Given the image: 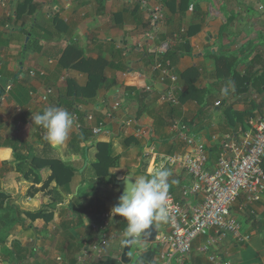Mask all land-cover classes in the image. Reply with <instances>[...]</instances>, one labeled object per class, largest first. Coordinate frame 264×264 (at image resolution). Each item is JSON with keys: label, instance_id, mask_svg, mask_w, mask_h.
<instances>
[{"label": "crops", "instance_id": "1", "mask_svg": "<svg viewBox=\"0 0 264 264\" xmlns=\"http://www.w3.org/2000/svg\"><path fill=\"white\" fill-rule=\"evenodd\" d=\"M162 7L163 21L158 31H153L146 11L123 0H6L0 5V92L12 84L11 92L0 96V162L12 158L11 149L4 145L6 138L12 137V132L18 134L15 128L33 130L32 116L50 106L69 112L81 108L106 120L107 109L119 100L116 117L129 118L143 130L141 137L133 128L120 132L129 152L151 141L154 149H159L164 142L174 145L195 136L205 144L211 160L217 159L226 135L245 131L264 117V0H162ZM28 43H32L30 47ZM163 44L169 68L177 78L173 86L160 82L153 67ZM228 81L235 91L223 96L220 90ZM46 90L52 93L43 102ZM164 96L173 97L176 103L162 101ZM169 125L183 130L172 135ZM39 131L41 141L47 142L45 130ZM75 132L72 128L61 145L63 150L47 142L63 163L78 160L79 153L71 155L66 150ZM19 140H30L32 149L41 147L30 136ZM117 155L123 165L125 161L134 164L130 155L127 160ZM171 173L169 191L183 196L186 175ZM2 186L7 193L20 195L21 200L12 203L18 208L21 205L23 211L57 205L55 196L47 192L56 189L53 182L48 187L26 181H14L10 188ZM77 194L76 188L67 195L71 201ZM186 197L191 204L200 199L197 195ZM98 198H80L79 214L64 215L52 228L53 210L48 223L37 219L18 226L21 233L7 242L8 253L0 257V264H79L81 251L99 240L92 226L116 205L107 207L96 221ZM259 203L258 208L249 206L254 210V223L243 228L250 233L247 242L222 239L213 248L215 259L210 260L199 251L205 241L200 236L181 264H264V198ZM66 221L71 224L70 234ZM167 230L161 225L155 242L142 248L132 245L129 264H159L161 248L156 241ZM108 233L111 240L100 254L92 253L82 264H122L124 231L116 228V217ZM13 243L25 250L21 262L12 256ZM74 248L77 251L72 253Z\"/></svg>", "mask_w": 264, "mask_h": 264}, {"label": "built area", "instance_id": "2", "mask_svg": "<svg viewBox=\"0 0 264 264\" xmlns=\"http://www.w3.org/2000/svg\"><path fill=\"white\" fill-rule=\"evenodd\" d=\"M6 0H0L3 5ZM127 4L137 6L146 11L149 25L153 31H158V26L163 21L162 0H123ZM167 46L159 47L158 57L154 62V70L158 72L159 81H167L173 86L177 78L172 74L169 64L164 60ZM29 75H34L30 72ZM12 84L6 86L1 92H11ZM51 90H46L41 100L45 102L51 95ZM162 101L176 103L173 97H162ZM120 109L119 100H114L105 113L106 119H113ZM72 112L74 118L73 129L80 131L88 129L92 136L106 133L104 123H97L93 113H85L81 108ZM122 132L132 129L141 137L143 130L133 124L129 118H120ZM185 148L173 155L157 153L153 146L143 153L147 160L146 174L150 177L161 166L171 171L183 172L190 178L189 190L184 188L183 196H199L200 199L193 206L185 205L178 201L169 192V222L164 224L167 233L158 238L156 243L161 248L158 258L159 264H181L189 254L194 241L202 236L205 241L199 246V251L210 260L215 256L213 248L222 239L229 238L237 244H243L250 239L237 218L232 214V208L242 199L243 206L255 205L264 198V117L257 118L253 125L245 131L231 132L219 144L218 156L215 164L211 163L210 152L205 144L195 136L184 139ZM112 209V208H111ZM111 209L101 214L100 221L92 228L99 236L97 243L84 248L78 256L79 264L93 254H100L101 248L111 240V221L116 217ZM213 233V235H211ZM60 261V258H57Z\"/></svg>", "mask_w": 264, "mask_h": 264}, {"label": "rangeland", "instance_id": "3", "mask_svg": "<svg viewBox=\"0 0 264 264\" xmlns=\"http://www.w3.org/2000/svg\"><path fill=\"white\" fill-rule=\"evenodd\" d=\"M45 93V92H44ZM73 111V110H72ZM72 111H70V113H72ZM94 115V118L96 119L97 123L103 122L104 123V127L106 130L105 134L99 135V136H92L94 139L95 144H97L98 142H103V143H111L113 150H114V158H116V154H122L121 157H125V160H127V156L130 155L131 161L134 162V164H129V161H125V164L123 165L121 160L119 158H117V160H111L110 158L106 160L105 163L102 164V170L105 168H109L108 169V173L106 176H100V179L93 177L92 181H89L86 178H81L78 175L74 174V177L71 179L70 185H69V191L66 193L62 187H57L59 190V195H57V199L55 200L58 203H60L61 205L57 206L56 204L53 205L54 207H52L51 210L55 211V217L54 220L51 221L49 223V226L52 225H57L59 221H61L63 219V216L66 215V217L68 218L70 215V199L68 198L69 196L67 195L68 193L73 194V192H76V188H77V192L78 194L76 195L77 199L80 198H87V197H94V196H98L100 198L97 199V203H99L100 205L97 206L96 208V217L95 220L97 221V215H100L107 207L114 205L115 201L114 199L119 195V189L117 188V186H115L114 181L115 180H121L124 179L126 177H131L132 179H137L140 176H144L147 177L148 175L145 173L146 169H147V160L143 157V153L148 150L150 148V146L154 145L153 142H150V145H147L145 147L139 146L137 147L134 152H129L127 150V147L125 144H123V140L125 137H123L121 135V126L122 123L120 121V116H118V118L116 117V114L114 115L113 119H104V117L102 115L98 116V113H94L92 112ZM116 117V118H115ZM106 118V117H105ZM173 126L170 127V125L168 126V128H171L172 135H176V133H178L179 131L183 130L181 126H177L175 128H172ZM16 133L12 132V138H21L24 139L28 138L29 136L35 140V145L37 144H41V138H40V131H39V127L38 126H34V129L32 130L31 128L26 129L27 131H23V129H16ZM44 130V129H43ZM23 131V132H22ZM111 137V138H110ZM146 137V134L145 136ZM162 138H166L164 135H162ZM109 139V140H108ZM114 139H116L118 142H114ZM138 139V138H137ZM32 140V141H33ZM143 139H140V141L142 142ZM30 141V140H29ZM28 141V143H29ZM184 145L185 143L183 141H180L177 144H168L167 142H164L163 144H161V148H155V151L157 153L163 154V155H173L175 153H178L180 151H182L184 149ZM89 146V145H88ZM64 146H61L60 148H62L63 150ZM35 148V147H34ZM90 156H89V161L88 163H92V164H100V160H99V153L97 152L96 149L91 150L90 151ZM12 157V156H11ZM104 157V156H102ZM65 161L64 163L66 165H69L71 167H73L75 170L80 169L83 167V156L81 155V153H79L78 155V160L77 161ZM216 160H212L211 163L215 164ZM1 166H0V194H2V197H0V200L2 202H4V200H11L13 203H15V201L17 200H21V198L19 197L20 195H14V194H10L7 193V189L5 187L2 186L3 185H7L9 188L11 187V185H14V181H16V183L20 182L22 183L23 181H26L27 183H31L33 180V182H35L37 180V176L35 174L32 175H28V178L25 177H20V175L18 174V172L16 171L15 168V161L13 160V158H11L10 160L7 161H3L0 162ZM108 166V167H107ZM45 172H48L50 175V172L45 170L44 173L42 174V177L40 179L41 183H44L46 187L49 186V183L47 181V179H49V175H44ZM105 172V171H104ZM19 175V176H18ZM55 183V182H53ZM183 183H185V188L186 189H190L189 188V184H190V178L186 175V180L185 182L183 181ZM184 186V185H183ZM22 187H25L24 184H22ZM19 191L20 189L22 190L21 187H18ZM49 194H52V197L55 196L54 195V190H51L50 192L47 191ZM170 192V191H169ZM178 201L182 202L185 205H189L191 204L190 202H186L185 196H181L178 193L173 194L172 192H170ZM71 196V195H70ZM75 197V198H76ZM187 198V197H186ZM54 200V198H53ZM243 201L239 200V202H237L235 204V206H233L232 208V214L235 217H238V221L240 222V224L242 225L243 228H247L249 225H251V223H254V214H252V211H254L251 207L249 206H243L242 210H239L240 205H243ZM260 204H255L254 207H260ZM3 204H1L2 206ZM194 204L190 205L193 206ZM21 207V205L19 206V208ZM80 212H82L81 214H84L83 209H80ZM28 223H30V221H27ZM31 224V223H30ZM38 224V223H37ZM65 227L68 228L69 230V234L72 232L71 230V224L69 221H66L64 223ZM27 228V227H26ZM81 228V227H79ZM20 228L18 226H10V227H5L2 229V231L0 232V257L1 258H5L7 255V251H6V244L7 242H9L12 238L13 240H15L14 238H17L18 235L21 233V231H18ZM25 230V228H23ZM52 230V229H51ZM75 231V229L73 230ZM11 235V237H10ZM87 239H83V241H85ZM82 242V241H80ZM77 250L74 248V250L72 251V253H75ZM55 259V258H54ZM55 262V261H54Z\"/></svg>", "mask_w": 264, "mask_h": 264}, {"label": "trees", "instance_id": "4", "mask_svg": "<svg viewBox=\"0 0 264 264\" xmlns=\"http://www.w3.org/2000/svg\"><path fill=\"white\" fill-rule=\"evenodd\" d=\"M32 43H28L27 47H30ZM164 57V60L167 61L168 57L165 55ZM47 100L45 102H47ZM72 112H77V110H73ZM88 141H90L89 146H84L82 148L81 145H86ZM4 145L11 149L12 158L16 163V171L21 177L28 178L29 174H35L38 178L35 182H33V180L32 183H39L43 172L45 170L50 172L48 182H55L56 184V189L54 190L55 200L57 199L56 196L59 195V187H62L66 193L69 191V185L74 174L81 178H86L89 181H92L93 177L100 179V176L107 175L109 169L105 168L102 170V164L109 158L111 160H117V158H119V155L115 156L116 158L113 157L114 152L110 143L98 142L95 144L91 132L88 129L83 128L73 134L70 142L66 146V150L71 155L82 153L83 161H85L89 158V155L91 154L90 151L96 149L99 153L100 164L87 163L81 172L80 169L75 170L73 167L63 163L59 158H56L55 151L45 141H41L40 148L32 149L26 141L8 137L4 141ZM262 167L264 170V162ZM115 182L116 180L114 181V184ZM0 197H2V194H0ZM79 201L80 199H75V197L70 201V212L72 216L79 214V207L82 206L81 202L77 204ZM1 204L3 205L1 206ZM50 210L51 205H47L35 212L23 211L15 206L10 200H4V202L0 200V232L5 227H23L27 221L33 222L37 219H42L45 223H48L52 218L51 213H49ZM81 225L82 224H79V227ZM116 228L121 231H124L126 228V222L118 215H116ZM24 251V248L20 247L18 244H12V256L14 260L21 262L25 258Z\"/></svg>", "mask_w": 264, "mask_h": 264}, {"label": "clouds", "instance_id": "5", "mask_svg": "<svg viewBox=\"0 0 264 264\" xmlns=\"http://www.w3.org/2000/svg\"><path fill=\"white\" fill-rule=\"evenodd\" d=\"M230 91L234 92L235 86L228 81L220 92L223 96H227ZM32 122L45 130V139L50 145L61 146L69 138L74 118L68 110L50 106L42 113L32 116ZM171 175L167 167L161 166L150 177L140 176L134 182H126L125 191L119 197L118 204L111 209L113 215L122 217L126 222L123 244L142 248L151 235V232L146 230L169 222Z\"/></svg>", "mask_w": 264, "mask_h": 264}, {"label": "water", "instance_id": "6", "mask_svg": "<svg viewBox=\"0 0 264 264\" xmlns=\"http://www.w3.org/2000/svg\"><path fill=\"white\" fill-rule=\"evenodd\" d=\"M127 181H131L134 182V179L126 177L124 179L121 180H116L115 185L117 186V188L119 189V195L114 199L116 205L119 202V197L124 193L125 191V187H126V182ZM146 231H150L151 235L147 238V243H153L156 240V236H157V228H155L154 226H152L149 230ZM132 246H128L125 244L122 254H121V263L122 264H129L131 261V257L129 255V251L131 249Z\"/></svg>", "mask_w": 264, "mask_h": 264}]
</instances>
